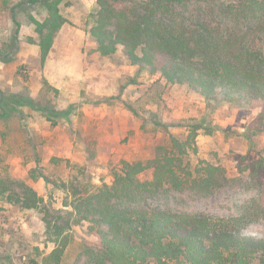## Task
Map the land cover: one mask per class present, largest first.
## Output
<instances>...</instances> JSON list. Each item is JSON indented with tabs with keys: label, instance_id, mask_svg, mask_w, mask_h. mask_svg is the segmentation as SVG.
Instances as JSON below:
<instances>
[{
	"label": "rangeland",
	"instance_id": "374dc122",
	"mask_svg": "<svg viewBox=\"0 0 264 264\" xmlns=\"http://www.w3.org/2000/svg\"><path fill=\"white\" fill-rule=\"evenodd\" d=\"M30 1L0 0V264H82L94 236L89 222H73L64 184L112 183L124 160L155 158L174 137L187 140L192 125H202L185 159L192 167L209 162L238 177L264 157V131L249 132L261 106L209 102L186 84L132 65L123 48L102 56L88 32L98 0L61 2L67 22L43 63L30 16L43 21L48 12L43 0ZM12 95L26 103L14 104ZM41 107L64 114L51 120ZM151 177V170L141 175ZM24 186L43 198L37 206L7 197ZM3 187L11 190L2 194ZM251 194L226 187L203 198L188 192L162 198L175 209L231 216ZM248 230L264 234V220ZM62 246L57 262L53 252Z\"/></svg>",
	"mask_w": 264,
	"mask_h": 264
},
{
	"label": "trees",
	"instance_id": "16d2710c",
	"mask_svg": "<svg viewBox=\"0 0 264 264\" xmlns=\"http://www.w3.org/2000/svg\"><path fill=\"white\" fill-rule=\"evenodd\" d=\"M62 1L43 0L48 12L43 21L30 16L43 63L67 22ZM90 17L88 32L102 56L123 48L132 65L186 84L209 102L261 106L249 132L264 131V0H98ZM11 99L26 103L17 95ZM41 108L51 120L64 114ZM190 128L187 140L174 137L171 148L162 147L155 158L124 160L112 183L64 184L73 222H89L94 236L86 242L82 264H264V234L248 230L264 220V157L238 177L209 162L192 167L185 159L202 125ZM148 170L152 177L142 179ZM226 187L252 192L231 216L175 209L171 199L162 198L174 192L203 198ZM10 190L3 187L1 193ZM13 196L26 207L43 200L29 186L19 195L12 189L7 197ZM64 249L54 250L57 262Z\"/></svg>",
	"mask_w": 264,
	"mask_h": 264
}]
</instances>
